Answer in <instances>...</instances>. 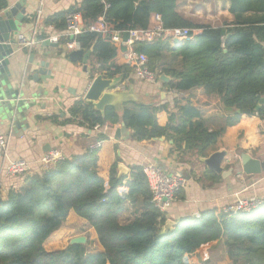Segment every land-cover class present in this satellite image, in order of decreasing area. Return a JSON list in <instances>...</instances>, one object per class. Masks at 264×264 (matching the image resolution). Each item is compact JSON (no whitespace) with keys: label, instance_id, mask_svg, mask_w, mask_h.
Returning <instances> with one entry per match:
<instances>
[{"label":"trees","instance_id":"trees-1","mask_svg":"<svg viewBox=\"0 0 264 264\" xmlns=\"http://www.w3.org/2000/svg\"><path fill=\"white\" fill-rule=\"evenodd\" d=\"M178 1L80 0L45 18L42 26L57 32L65 29L70 14H78L85 27L101 18L106 29L119 32L123 40L127 31L157 25L198 31L177 44H136L149 68L171 79L161 84L182 94L171 107L126 103L100 113L78 100L68 110L67 122L88 130L123 123L133 142L164 138L172 142L170 153L197 158L206 157L226 127L252 117L264 122V105L255 110L264 98V0H229L234 20L217 27L185 18L178 12ZM7 8V1L0 0V12ZM247 12L255 18L242 19ZM44 37L40 30L36 38ZM77 42L86 51L93 47V60L105 78L130 71L115 64L125 53L120 45L89 32ZM93 74L91 70V78ZM211 119H223L224 126L209 130L206 121ZM96 139L102 141L100 148L26 176L24 186L0 198V264H189V257L220 243L233 264H264V202L244 213L203 211L199 218H182L163 232L167 218L151 203L142 168L130 167L128 174H120L115 158L102 172L100 154L108 140L101 134ZM189 175L199 183L221 180L206 169ZM137 197H142L145 210L130 222H120L124 203ZM69 212L84 221L79 227L84 245L69 244L75 234L65 225Z\"/></svg>","mask_w":264,"mask_h":264},{"label":"crops","instance_id":"crops-1","mask_svg":"<svg viewBox=\"0 0 264 264\" xmlns=\"http://www.w3.org/2000/svg\"><path fill=\"white\" fill-rule=\"evenodd\" d=\"M6 1L8 3L7 9L21 2V0ZM79 1L26 0L24 5L25 14L15 38L20 35L27 41L36 39L38 35L34 36L33 32L38 12H40L39 29L44 31L42 24L46 17L67 10ZM181 2H184L183 5H181ZM191 2H197V0L178 1V12L182 14L180 9L183 8L182 15L185 18H188L187 15L192 14V10H195V13L198 14L201 9L204 14L209 16L212 13L223 15L225 22H233L234 20L229 13V0H202V3L194 6V9H192ZM252 18H255V14L251 12H247L242 16V19L245 20ZM205 25L220 26L210 23ZM54 31L56 34L60 33L55 29ZM41 42L42 40H38V43L33 46L37 57L36 63L45 61L48 64L47 70L51 74L48 80L40 81L33 86L36 93L35 106L27 117V126L24 131H19L17 134L10 133L8 128L0 127V134L7 139L6 159L3 160L0 157L2 199L6 197L9 189L24 186L26 176L40 172L42 170L40 161L50 151L57 150L61 152L64 158L80 155L88 149L91 143L97 141V135L101 134L108 140L100 154L102 172H105L110 163L117 158L119 160L118 165L123 167L127 174L130 167L143 168L147 164H155L166 173H181L184 176L185 183L180 189V193H178V196L175 195L174 200L168 204L163 212L167 220L173 223H178L182 218L194 217L196 213L221 209L225 205L242 199L256 198L264 202V171L259 175L246 176L241 173L239 162L241 154H248L251 158L264 161L263 121L257 117H252L234 126L226 127L217 144L207 151L206 157L214 152L226 151L227 157L222 163V167L225 171L232 169V173L226 179L221 178L220 182L216 184H211L208 181L199 183L189 174L205 169L202 163L203 157L197 158L192 153H170L171 141L163 138V140L133 142L130 139L125 140L124 133H121L120 139L115 136V129L120 124L113 128L98 127L97 129L88 130L86 127L79 126L76 122H67L70 119L68 110L76 101L83 100V96L92 81L91 70H94L93 78L96 75L104 77V71L100 70L101 65L96 64L91 56L88 60L87 72H84L81 62L72 63L68 60V52L64 44H58L57 47H44L41 52ZM17 48L20 49L18 46ZM30 52L25 49L22 50L21 59L25 65ZM115 64L118 67L126 66L123 57L117 60ZM111 80L114 82L111 91L131 92L137 103L147 105L169 104L171 107L173 100L182 95L164 87L161 81L151 85L142 83L135 79L131 71L118 74ZM53 119H56V122H53ZM206 126L209 130H216L224 126V120H207ZM18 159L30 164L29 171L24 176L5 177L3 170L7 161ZM199 166H201L200 169ZM227 166L229 167L227 168ZM179 196L182 198L179 199ZM144 210L142 197L129 200L124 203L119 220L123 223L130 222ZM82 224H84L82 219L73 212H69L65 225H71L73 230L76 228L74 237L82 236L79 232V227ZM198 257V252L189 257V264H198Z\"/></svg>","mask_w":264,"mask_h":264},{"label":"water","instance_id":"water-1","mask_svg":"<svg viewBox=\"0 0 264 264\" xmlns=\"http://www.w3.org/2000/svg\"><path fill=\"white\" fill-rule=\"evenodd\" d=\"M25 2L26 0H21L20 3L0 13V127L8 128L9 132L14 134L25 130L27 117L35 106L36 93L33 86L40 81L48 80L51 74L47 70L48 64L45 61L36 63L37 57L33 49L26 65L24 61L22 62L23 49L17 48L15 35L20 30L25 14ZM35 41L37 42V40ZM57 46L58 44L43 41L40 51L42 52L44 47ZM92 53L93 47L87 51L80 48L69 52L67 58L72 63L81 62L83 71L87 72L88 60ZM159 78L161 82H169V78L164 74H161ZM113 87L114 82L111 79L96 75L92 78L83 100L91 103L95 110L100 113H103L107 107L119 110L123 104L137 103L131 92H114L111 91ZM262 105H264V98L260 99L255 110L257 111ZM115 130V136L118 139L121 138V133H124L125 140H129L130 133L123 123H120ZM159 140H163V138H159ZM226 157V151H218L203 158L202 163L207 171L226 179L232 173V169L225 171L222 167ZM239 162L241 173L246 176L259 175L264 171V161L251 158L248 154H241ZM118 170L120 174L125 172L121 166L118 167ZM174 224L167 220L162 231H167ZM85 243L86 238L84 236L73 237L69 242L70 245H84Z\"/></svg>","mask_w":264,"mask_h":264},{"label":"built area","instance_id":"built-area-1","mask_svg":"<svg viewBox=\"0 0 264 264\" xmlns=\"http://www.w3.org/2000/svg\"><path fill=\"white\" fill-rule=\"evenodd\" d=\"M156 19L159 20V17H156ZM39 22L40 12H38L35 20L34 36L40 33ZM86 32L97 34L102 41L106 43L118 44L123 47L125 49L123 59L126 67L130 69L135 79L150 85L160 82L159 77L161 73L149 68L147 57L136 50V44L143 42L153 43L163 40H168L171 43H181L188 40L192 34L198 33V31H192L187 28L163 29L160 25H157L146 30L134 29L127 31V38L123 40L119 32L107 30L101 18L88 27H85L78 14H70L65 19V29L62 32L56 34L53 27H44L45 37L42 39V42L48 41L51 44H59L64 40V47L69 53L80 49L77 39ZM15 39L20 49H25L29 52L33 49V46L38 43L37 38L27 41L20 35ZM35 40H37V42ZM111 71H113V68H111ZM103 74L105 75V72ZM97 128L96 126L94 129ZM101 145L102 141L97 140L88 146V150L94 151L100 148ZM6 153L7 139L0 134V157H2L3 160L6 159ZM63 158L61 152L57 150L50 151L44 155L40 161L42 170L48 169ZM29 169L30 164L28 162L18 159L7 161L3 171L5 177L14 178L24 176ZM142 172L146 178L148 189L151 194V203L156 209L164 212L168 204L174 200L175 195L183 187L185 183L184 176L181 173H166L155 164L145 165L142 168ZM1 191L0 184V198ZM262 202V200L256 198L242 199L232 204L225 205L220 210L223 215L244 213L259 207ZM194 217L199 218V213H196Z\"/></svg>","mask_w":264,"mask_h":264},{"label":"rangeland","instance_id":"rangeland-1","mask_svg":"<svg viewBox=\"0 0 264 264\" xmlns=\"http://www.w3.org/2000/svg\"><path fill=\"white\" fill-rule=\"evenodd\" d=\"M181 3H182L181 5H183L184 2H181ZM201 3H202V0H197V2H191L192 9H194V6L199 5ZM180 11L183 14L184 9L181 8ZM192 11H193L192 14L187 15V17L194 23L204 24V25L206 23H210L213 25H220L225 22V17L223 15H214L212 13V15L209 16L207 14H204L201 9L198 14L195 13V10H192ZM200 168L201 166H199V169ZM67 227L71 228V225H67ZM75 229L73 230L74 232H76ZM207 250L203 249L202 252L199 253L198 264H233V262H230L228 260L229 257L227 256V253H226V247L222 243H220V245L216 247L215 249H212V251H207Z\"/></svg>","mask_w":264,"mask_h":264}]
</instances>
